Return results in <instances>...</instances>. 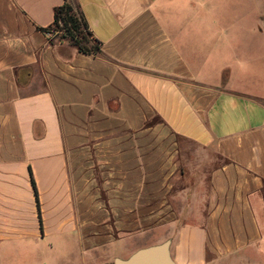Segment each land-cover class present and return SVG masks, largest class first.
Returning <instances> with one entry per match:
<instances>
[{
    "label": "crops",
    "instance_id": "0c3cea01",
    "mask_svg": "<svg viewBox=\"0 0 264 264\" xmlns=\"http://www.w3.org/2000/svg\"><path fill=\"white\" fill-rule=\"evenodd\" d=\"M73 1L0 0V264H264V0Z\"/></svg>",
    "mask_w": 264,
    "mask_h": 264
},
{
    "label": "trees",
    "instance_id": "16d2710c",
    "mask_svg": "<svg viewBox=\"0 0 264 264\" xmlns=\"http://www.w3.org/2000/svg\"><path fill=\"white\" fill-rule=\"evenodd\" d=\"M44 31L50 40L52 37L68 39L80 52L96 55L102 51L101 42L94 37L79 5L73 0H64L54 7L53 21ZM35 197L39 207L36 189Z\"/></svg>",
    "mask_w": 264,
    "mask_h": 264
},
{
    "label": "water",
    "instance_id": "95a60500",
    "mask_svg": "<svg viewBox=\"0 0 264 264\" xmlns=\"http://www.w3.org/2000/svg\"><path fill=\"white\" fill-rule=\"evenodd\" d=\"M169 240L137 249L127 258L116 257L113 264H177L170 255Z\"/></svg>",
    "mask_w": 264,
    "mask_h": 264
},
{
    "label": "rangeland",
    "instance_id": "374dc122",
    "mask_svg": "<svg viewBox=\"0 0 264 264\" xmlns=\"http://www.w3.org/2000/svg\"><path fill=\"white\" fill-rule=\"evenodd\" d=\"M212 1H225V0H212ZM244 2L243 3H245L246 1L245 0H243ZM249 10V9H248ZM238 12H240V11H234L233 12V14H235V15H237L238 14ZM254 12L255 11H253V10H249L248 11V13H249V16H248V23L249 24H251L252 25V23H253V21H254ZM251 25H249V26H251ZM148 240H149V242H151V240H155V238H152V237H149L148 238ZM147 243V241H145V238H143V236H141L140 237V244H146ZM9 252H11V251H9ZM19 253H17L16 255H15V252L13 251L12 253H11V255H9L8 257H11V258H14V259H16V257L17 258H21L22 257V251L20 252V251H18ZM23 258H25V256H23ZM48 258L45 256V257H41V260H47Z\"/></svg>",
    "mask_w": 264,
    "mask_h": 264
}]
</instances>
